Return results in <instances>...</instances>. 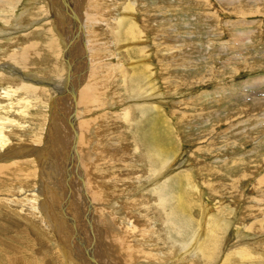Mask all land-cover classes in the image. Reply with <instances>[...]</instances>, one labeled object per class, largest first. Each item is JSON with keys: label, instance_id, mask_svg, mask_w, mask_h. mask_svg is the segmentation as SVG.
Instances as JSON below:
<instances>
[{"label": "rangeland", "instance_id": "rangeland-1", "mask_svg": "<svg viewBox=\"0 0 264 264\" xmlns=\"http://www.w3.org/2000/svg\"><path fill=\"white\" fill-rule=\"evenodd\" d=\"M30 1L0 21L2 31L23 26L0 36V155L16 152L0 164L14 169L0 185L8 182L0 198L14 201L0 206L4 242L20 239L30 264H264V0H72L90 66L80 34L56 29L63 12L51 0L26 8ZM29 44L30 66L8 61ZM88 85L99 92L78 104L79 149L95 157L80 173L103 196L87 228L90 206L71 171L70 97L54 88ZM27 89L33 97L21 96ZM216 223L224 224L212 262L179 251ZM245 245L250 256L232 254Z\"/></svg>", "mask_w": 264, "mask_h": 264}, {"label": "bare ground", "instance_id": "bare-ground-1", "mask_svg": "<svg viewBox=\"0 0 264 264\" xmlns=\"http://www.w3.org/2000/svg\"><path fill=\"white\" fill-rule=\"evenodd\" d=\"M20 1V0H0V21H2L3 24H1L2 26L4 25H8L6 24V20L7 18H9V15L8 14H5V15H2L3 14V10H6L7 7H15L17 2ZM49 2V5L52 7L54 13L55 12H63V15H59L60 17L59 18H56L55 22L57 23L58 26H60L61 28H56L58 29V31H61V30H65V28H67V34H69V32H71V34H80L79 35V44L80 46L82 45V48H83V52L81 51L80 54L82 55V58H83V64L86 65V64H90V59H89V56H90V49H89V41L87 39V36H88V32L86 31V28H84V26L82 24H80V22H77L78 20L76 19V14H75V10L74 8H72L74 2L72 0H59L58 3H56L55 1L51 0V1H48ZM29 3V4H28ZM38 0H31L30 2H27V7L26 8H30L33 6H36L38 4ZM61 6V8H60ZM55 7V8H54ZM25 8V12L28 11V9ZM49 8V7H48ZM61 9V10H59ZM12 9H8V11H10ZM25 12H21L20 15L18 16V18H16V20H19L20 17H22V15L26 14ZM50 14V13H49ZM2 15V16H1ZM125 15V14H124ZM63 16H64V19L63 20ZM2 17H6L5 19L2 18ZM128 16H124L122 17L119 22H118V28H121L123 23H124V20L127 19ZM53 20V19H52ZM77 20V21H76ZM14 22V20H13ZM54 22V21H53ZM63 22H65V25L63 24ZM14 24V23H13ZM20 23H16V25H14V27L12 28H7L6 30L2 31L0 30V36L3 35V34H6V33H11L12 32H15V31H19L20 29L23 28V26H20L19 25ZM55 26V24H54ZM78 26V27H76ZM64 27V28H63ZM86 27V26H85ZM76 28H78V32L75 30ZM135 28V27H134ZM1 29V28H0ZM120 30V29H119ZM17 31V32H18ZM63 32V31H62ZM121 32V31H120ZM136 32V31H135ZM140 32V31H138ZM130 33V32H129ZM55 34V33H54ZM117 34V33H116ZM133 34V32H132ZM140 33H138L139 35ZM68 36V35H67ZM137 36V35H136ZM138 37V36H137ZM63 38V37H62ZM65 39V38H64ZM72 35L71 37H67L66 41L64 42V47L66 48V53L68 54V51H70V47H72ZM125 39V38H124ZM137 39V38H136ZM139 39V38H138ZM137 39V40H138ZM55 43V42H54ZM160 45V44H159ZM47 46V45H46ZM76 46V45H75ZM74 47V46H73ZM88 47V48H87ZM121 47V46H120ZM74 49H76L74 47ZM120 49V48H119ZM80 50V48H79ZM20 52L18 53H15L13 55H11L10 57H7L8 58V61L13 63L14 65L20 67L21 69H26L28 66H30L32 64V59L33 58H30V54L35 56V46H33L32 44H29L27 46H24L23 49H19ZM69 55V54H68ZM68 58V56H67ZM67 58H65V65L67 67V75L71 78L72 77V67L70 66V61L67 60ZM81 58V57H80ZM80 58H79V61H80ZM73 61V60H72ZM76 64V63H75ZM148 65V64H147ZM90 66V65H89ZM88 66V67H89ZM104 66V65H103ZM85 69V68H84ZM139 69V68H138ZM98 71V70H97ZM93 74V73H92ZM97 74V73H96ZM149 74V73H148ZM94 75V74H93ZM12 77V76H11ZM32 78H34V74L31 75ZM27 78V77H26ZM29 78V77H28ZM25 79V77H24ZM74 79V78H73ZM76 79V78H75ZM74 79V80H75ZM30 80V78H29ZM72 80V79H71ZM97 80V78H96ZM96 80H93L95 83H96ZM68 81V80H67ZM79 81V80H78ZM92 80H90L91 82ZM93 82V83H94ZM67 84V83H66ZM99 85V84H98ZM96 86V84H95ZM95 86H87V87H84L81 91V93H77L76 91L74 90H71L69 87L66 88L65 90H61L60 88L56 87V89L54 88V90L57 91V93H59V95L61 94H64L65 91L68 92V95L70 97V101H69V105H71V108H70V117H69V120L67 122V125L70 129V133L72 134V145H71V152H72V158H73V161L72 162V166H71V171H72V175L74 176V178L79 182L78 183V197H80V200L81 202H87L90 206V211H89V214H88V206L84 205V210H85V226L88 228V225H92V221H93V213H94V208L95 206L98 204V202H101L102 200V196L103 194L100 192L101 190L98 189L99 187H92L91 185H89L86 180L84 179V177L82 176V172L80 173L81 171V167H82V164H84V162L86 161H91L95 156H89V152L85 155L84 154H81V150L79 149V145H80V135L78 133V114H77V108H78V104H80L81 102H87V101H90L91 98L94 99L97 95V91L98 89L95 87ZM58 88V89H57ZM79 91V90H78ZM138 91V90H137ZM22 92V91H21ZM24 94H22L21 96H25L26 98H30V97H33V92L32 91H29V89H27V91H23ZM136 92V91H135ZM151 92V91H150ZM149 93V92H148ZM32 95V96H31ZM149 95V94H148ZM60 97V96H58ZM147 96H145L146 98ZM25 98V99H26ZM150 98V97H149ZM62 99V98H61ZM148 99V98H147ZM95 100V99H94ZM144 100V99H143ZM60 101V100H59ZM144 103V102H143ZM112 104V103H111ZM56 105V104H55ZM148 105V104H147ZM156 106V105H155ZM159 106V105H158ZM157 106V108L159 109V107ZM140 108V107H139ZM79 109V108H78ZM255 109V108H254ZM125 116V115H124ZM72 117H75V122H73V120L71 121ZM1 130H0V148H3L5 147V145L2 143V139H4L3 135H1ZM91 135V134H90ZM70 152V153H71ZM16 152H12V151H3L2 154L0 155V164L4 162L5 159H7L9 156H14ZM119 153H120V149H119ZM126 156V155H125ZM168 159V158H167ZM15 160V159H14ZM163 162V161H162ZM170 164V163H169ZM95 167H98V165H94ZM160 168L157 170V172L155 173H162L163 170L165 169L166 167V164L163 163V164H160ZM94 167V168H95ZM7 171H12L14 172V169H8V168H5V167H2L0 166V185H2L3 183V178H2V174L7 172ZM96 172H97V168H96ZM74 173L76 175H74ZM189 173V172H188ZM95 175V174H94ZM188 176V174L186 175ZM159 180V179H158ZM10 183V182H9ZM156 184V183H155ZM8 185V182L4 184V187L3 188H0V195L1 192H3L5 190V187ZM40 185V184H39ZM93 185V184H92ZM96 185V184H95ZM15 187V186H14ZM39 189L40 188H36V189H33L32 191H30L31 193L35 194L36 192H39ZM43 189V188H42ZM89 189L91 192H93V195L94 197H97V199H95L93 197V200H88L87 198V194L89 193ZM100 190V191H99ZM24 195V194H23ZM3 196H5L4 198H0V206H4V207H8L9 204H13L14 201H11V198L9 196H7L6 194H3ZM85 200V201H84ZM204 206V205H203ZM39 207V206H38ZM42 210V209H41ZM187 212V211H186ZM43 213L45 215H47L46 217H48V220H49V217H51V211L50 209H46L45 207V211L43 210ZM90 215H91V218H90ZM209 220H213L214 219V215L213 214H209L208 217ZM213 218V219H212ZM52 220V218H50ZM89 219V221H88ZM122 221V223L126 224L129 226V223L125 220V219H120ZM208 220V221H209ZM207 221V220H206ZM206 225H207V222H205ZM210 223V222H209ZM225 223V222H224ZM223 223V224H224ZM229 223V222H228ZM60 224V223H59ZM204 224V223H203ZM215 224V223H214ZM223 224L220 223H216V226H209L208 229H207V232L205 231L204 229V234H202L201 232L198 233V235H195L192 234L190 236V240L188 239H185V240H188L186 241V243H182L178 246V248L180 249L179 251L184 254L185 252L189 255H196L197 253H200L202 257L205 258L204 261H206L207 263H210L212 262L213 258H214V254H216L219 250V248H221V240H217L216 242L212 240V237L214 235V231L217 232V229H218V225H221V229L223 230ZM80 225V224H79ZM211 225V223H210ZM83 226V225H82ZM93 226V225H92ZM131 227V226H130ZM86 228V229H87ZM82 229V228H80ZM131 230V229H130ZM199 230V229H198ZM83 231V230H82ZM59 233H61L59 230H58ZM219 232V230H218ZM11 233V231H10ZM83 233V232H82ZM90 235H89V234ZM94 231L91 230H86V237H87V242L89 243L90 240H94ZM197 233V232H196ZM15 235V234H14ZM17 235V234H16ZM20 235V234H19ZM18 235V236H19ZM217 236V235H216ZM17 237V236H16ZM20 237V236H19ZM126 237V236H125ZM221 237V235H220ZM73 238V237H72ZM71 238V239H72ZM125 240V238H123ZM216 239V238H215ZM5 239L1 238L0 237V259L2 262H0V264H30V262L27 261V259L25 258V260L23 259L22 255H21V247L24 246L25 244L20 240V239H13V242L10 243L8 241V239L4 242ZM225 241V240H224ZM237 241V240H236ZM79 242V241H78ZM92 242V241H91ZM95 240H94V244L92 246V251L94 252V247H95ZM91 244V243H90ZM89 244V245H90ZM213 244V245H212ZM174 246H176V244L174 243L173 244ZM19 246V248H18ZM91 246V245H90ZM85 247V246H84ZM125 247V250L127 252H129V248H127V243H126V240H125V244L124 246H122V249H124ZM212 247V248H211ZM66 248V247H64ZM74 248V247H73ZM25 251V250H23ZM88 252V250H86ZM179 252V253H180ZM230 252V251H228ZM249 252L251 253V249L245 245V246H241L239 249H233L232 251V254H234L235 256L237 255L238 258H240L241 256H250ZM178 253V254H179ZM243 256V257H244ZM92 257H94V253H92ZM192 257V256H190ZM66 259V256L64 257ZM77 258V257H76ZM91 258V256H90ZM203 258V259H204ZM223 258V257H222ZM72 259V258H71ZM78 259V258H77ZM224 259V258H223ZM228 259V258H227ZM91 262L93 264H95L94 261L92 259H90ZM68 261V260H67ZM215 261H217V258H215ZM28 262V263H27ZM71 262V260L69 261ZM75 262V261H74ZM98 262V261H97ZM96 262V264H97ZM223 264V263H222ZM227 264V263H226Z\"/></svg>", "mask_w": 264, "mask_h": 264}]
</instances>
